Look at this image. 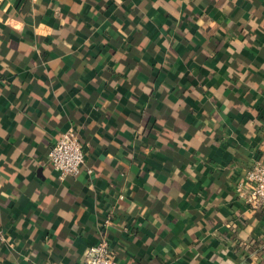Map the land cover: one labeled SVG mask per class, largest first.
Wrapping results in <instances>:
<instances>
[{"label":"crops","instance_id":"1","mask_svg":"<svg viewBox=\"0 0 264 264\" xmlns=\"http://www.w3.org/2000/svg\"><path fill=\"white\" fill-rule=\"evenodd\" d=\"M263 141L264 0H0V264H264Z\"/></svg>","mask_w":264,"mask_h":264},{"label":"built area","instance_id":"2","mask_svg":"<svg viewBox=\"0 0 264 264\" xmlns=\"http://www.w3.org/2000/svg\"><path fill=\"white\" fill-rule=\"evenodd\" d=\"M48 160L61 181L70 177H77L85 170V148L74 127H70L60 136L50 149ZM87 173L92 174V170L87 169ZM236 193L250 209L264 213L263 162L258 161L246 170L243 181L236 188ZM110 225L111 220L109 218L104 222L101 241L86 251L85 264H119L105 233ZM0 236L3 239V235Z\"/></svg>","mask_w":264,"mask_h":264}]
</instances>
